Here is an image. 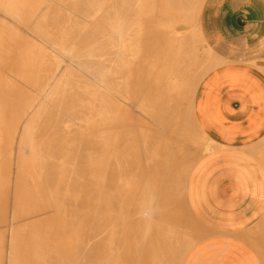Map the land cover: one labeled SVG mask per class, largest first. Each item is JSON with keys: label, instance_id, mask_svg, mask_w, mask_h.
<instances>
[{"label": "bare ground", "instance_id": "obj_1", "mask_svg": "<svg viewBox=\"0 0 264 264\" xmlns=\"http://www.w3.org/2000/svg\"><path fill=\"white\" fill-rule=\"evenodd\" d=\"M200 2L0 0L53 49L0 27L24 82L0 74V264H179L196 243L172 203L206 66Z\"/></svg>", "mask_w": 264, "mask_h": 264}, {"label": "crops", "instance_id": "obj_2", "mask_svg": "<svg viewBox=\"0 0 264 264\" xmlns=\"http://www.w3.org/2000/svg\"><path fill=\"white\" fill-rule=\"evenodd\" d=\"M199 6L206 66L183 109L191 155L172 203L196 243L179 264H264V0Z\"/></svg>", "mask_w": 264, "mask_h": 264}, {"label": "rangeland", "instance_id": "obj_3", "mask_svg": "<svg viewBox=\"0 0 264 264\" xmlns=\"http://www.w3.org/2000/svg\"><path fill=\"white\" fill-rule=\"evenodd\" d=\"M52 1V0H51ZM2 20V21H1ZM3 20H6L5 21V23H3ZM0 27L2 26H4V27H6L5 28V30L7 29L8 30V28L11 30V31H13V35H17L18 34V37H19V39H20V42H25V43H27L28 44V46H31L32 44L37 48V50H39L40 48V51L43 49V48H45V45L47 44V41L45 40V42L44 43H41V42H43L42 40H44L45 38L43 37V39L42 40H40V38L39 39H37L38 38V35H37V37L34 35V37H33V35H32V30L31 31H28L29 32V34H28V32L25 30L26 28H25V26L21 23V22H19V23H17L15 20H13V18H11L10 16H8V15H6L3 11L1 12L0 11ZM9 21V22H8ZM192 21H195V22H192ZM192 21H190V23H188V24H191L192 25V28L193 27H195L194 29H192V28H185L184 26L186 25L187 26V24H185L181 29H180V31L182 32V33H187L188 34V31H189V29L191 30L192 29V31L193 32H191L190 31V33H189V35H190V37L191 38H194V40H193V47L194 48H196V46H197V48L195 49V51H197V50H200V49H202V50H200V51H198V56L200 57V56H202L203 54H204V48H203V42H202V39H201V36H200V33L198 32V30H197V19L196 18H194V16L192 17ZM17 23V24H16ZM193 23V24H192ZM195 23V24H194ZM5 24H7L6 26H5ZM23 25V28H25L24 29V31H23V28L21 27V25ZM195 25V26H194ZM9 26V27H8ZM10 26H11V28H10ZM22 28V29H21ZM183 28H185V30H183ZM16 29V30H15ZM186 29H188V30H186ZM196 29V30H195ZM6 30V32H8V31H10V30H8L7 31ZM10 31V33L8 32V34H12V32ZM16 31H18V32H16ZM184 31V32H183ZM15 32V33H14ZM27 32V33H26ZM180 32V33H181ZM194 32H197L198 34H194ZM184 33V34H185ZM191 33H192V35H191ZM20 34V35H19ZM31 34V35H30ZM186 34V35H187ZM194 34V35H193ZM194 36H197L196 38L194 37ZM21 37V38H20ZM199 39H201L200 41H199ZM41 41V42H40ZM32 42V43H31ZM36 42H38L39 43V45L38 46H40L41 45V47H37V44H36ZM199 42H201L200 44H202V45H197ZM49 43V42H48ZM43 45V46H42ZM47 45H48V47H47ZM46 45V48H45V51L46 50H48V51H50L52 48V46L50 47V44H47ZM199 46V47H198ZM33 47V46H32ZM50 48V49H49ZM43 52H44V49L42 50ZM41 51V53H43ZM51 51H53V49L51 50ZM50 51V52H51ZM47 52V51H46ZM46 52H44V53H46ZM49 52V53H50ZM202 52V53H201ZM52 53V52H51ZM51 53L50 54H48V56H50L51 57ZM200 54V55H199ZM13 57V56H12ZM4 58H6V56L4 55ZM4 58H3V62L0 60V71L2 72V73H0V74H2V77H5L4 78V81H6V80H8L9 82H12L13 80H15L14 82H19V84L20 83H24L21 79H19V77H18V75L16 74L17 72H16V68L13 66V64L12 63H9V62H11V60H8V58H7V60H8V62H6V59L4 60ZM53 58V57H52ZM3 65V66H2ZM5 71V73L3 74V72ZM8 71V72H7ZM7 73H9V74H7ZM7 74V76H3V75H6ZM13 74H15L14 76H13ZM9 76V77H8ZM13 77V78H12ZM10 78H12L11 79V81H10ZM6 79V80H5ZM18 80H20V81H18ZM184 103H186V102H184L183 101V105L185 106V105H187V103L186 104H184ZM186 107V106H185ZM185 107H183V109H185ZM142 118H143V122L145 123L146 121H147V126L148 125H150V126H152L153 127V125L155 126V123L152 121V119L150 118V117H148L147 116V114H146V116L145 115H142ZM148 120H149V122L151 123V124H148L149 122H148ZM154 123V124H153ZM153 124V125H152ZM156 127H157V125H156ZM12 207V206H11ZM12 209V208H11ZM11 209L9 208V211H8V215H9V217H10V213H11ZM7 234H8V232H7ZM7 243H8V240H7ZM7 243H6V245H7Z\"/></svg>", "mask_w": 264, "mask_h": 264}]
</instances>
